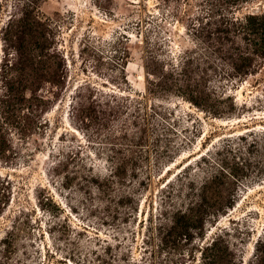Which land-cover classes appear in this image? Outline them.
Listing matches in <instances>:
<instances>
[{
	"label": "rangeland",
	"instance_id": "374dc122",
	"mask_svg": "<svg viewBox=\"0 0 264 264\" xmlns=\"http://www.w3.org/2000/svg\"><path fill=\"white\" fill-rule=\"evenodd\" d=\"M0 264H264V0H0Z\"/></svg>",
	"mask_w": 264,
	"mask_h": 264
}]
</instances>
